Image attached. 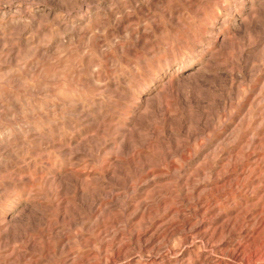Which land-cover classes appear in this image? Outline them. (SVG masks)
Wrapping results in <instances>:
<instances>
[{"label": "rangeland", "instance_id": "1", "mask_svg": "<svg viewBox=\"0 0 264 264\" xmlns=\"http://www.w3.org/2000/svg\"><path fill=\"white\" fill-rule=\"evenodd\" d=\"M0 264H264V0H0Z\"/></svg>", "mask_w": 264, "mask_h": 264}, {"label": "bare ground", "instance_id": "2", "mask_svg": "<svg viewBox=\"0 0 264 264\" xmlns=\"http://www.w3.org/2000/svg\"><path fill=\"white\" fill-rule=\"evenodd\" d=\"M151 240V239H150ZM147 241V240H146ZM146 245V244H145ZM117 253H119V252H117ZM119 255V254H118ZM7 258V257H6ZM4 259H5V257H4Z\"/></svg>", "mask_w": 264, "mask_h": 264}]
</instances>
